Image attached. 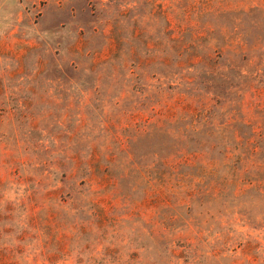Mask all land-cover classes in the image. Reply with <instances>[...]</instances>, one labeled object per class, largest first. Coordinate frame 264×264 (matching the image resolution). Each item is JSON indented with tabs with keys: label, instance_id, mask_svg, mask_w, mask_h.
I'll list each match as a JSON object with an SVG mask.
<instances>
[{
	"label": "rangeland",
	"instance_id": "rangeland-1",
	"mask_svg": "<svg viewBox=\"0 0 264 264\" xmlns=\"http://www.w3.org/2000/svg\"><path fill=\"white\" fill-rule=\"evenodd\" d=\"M106 1L0 0V264H264V151L235 180L215 151L162 140L199 91H161ZM139 22L146 54L166 46L163 16ZM247 99L263 125L264 88ZM70 205L102 208L103 231L74 235Z\"/></svg>",
	"mask_w": 264,
	"mask_h": 264
},
{
	"label": "trees",
	"instance_id": "trees-1",
	"mask_svg": "<svg viewBox=\"0 0 264 264\" xmlns=\"http://www.w3.org/2000/svg\"><path fill=\"white\" fill-rule=\"evenodd\" d=\"M156 1L108 0L105 4L110 9L106 22L112 26L132 19L145 55L141 57L138 49L131 54L138 64L159 65L156 78L164 83L161 91H199L197 118L191 126L165 129L156 124V131L173 147L180 144L188 149L195 142L196 149L206 154L215 151L213 159L227 166L235 180L246 177L250 156L264 151V123L254 125L245 116L248 93L264 88V0H169L167 9ZM144 15L163 16L166 21V46L162 48L157 40L149 54L145 27L139 22ZM209 99L213 101L207 105ZM258 104L264 110V103ZM259 161L264 165V158ZM65 212L74 218V235L103 231L102 208L90 209L89 220L79 217L77 206L70 205ZM103 259L95 254L87 264H103Z\"/></svg>",
	"mask_w": 264,
	"mask_h": 264
}]
</instances>
